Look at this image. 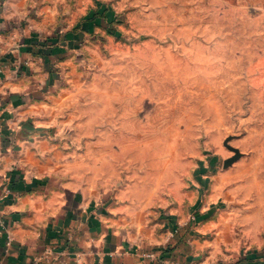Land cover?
I'll use <instances>...</instances> for the list:
<instances>
[{
  "label": "rangeland",
  "instance_id": "374dc122",
  "mask_svg": "<svg viewBox=\"0 0 264 264\" xmlns=\"http://www.w3.org/2000/svg\"><path fill=\"white\" fill-rule=\"evenodd\" d=\"M13 12L64 50L35 103L48 171L138 241L185 237L190 264H264V0H17ZM230 147L241 155L225 167ZM140 183L152 190L136 198Z\"/></svg>",
  "mask_w": 264,
  "mask_h": 264
},
{
  "label": "crops",
  "instance_id": "0c3cea01",
  "mask_svg": "<svg viewBox=\"0 0 264 264\" xmlns=\"http://www.w3.org/2000/svg\"><path fill=\"white\" fill-rule=\"evenodd\" d=\"M16 4L0 0V264H190L185 237L172 248L138 241L82 202L62 170L48 171L35 103L51 92L64 50L28 33ZM140 185L136 198L152 190Z\"/></svg>",
  "mask_w": 264,
  "mask_h": 264
},
{
  "label": "water",
  "instance_id": "95a60500",
  "mask_svg": "<svg viewBox=\"0 0 264 264\" xmlns=\"http://www.w3.org/2000/svg\"><path fill=\"white\" fill-rule=\"evenodd\" d=\"M233 151H235V155H233L232 157H230L229 159H227L226 161H225V167H228L229 165H231L235 160H237L239 157H240V155H241V153H240V151L237 149V148H233V147H230Z\"/></svg>",
  "mask_w": 264,
  "mask_h": 264
},
{
  "label": "built area",
  "instance_id": "2783aa9c",
  "mask_svg": "<svg viewBox=\"0 0 264 264\" xmlns=\"http://www.w3.org/2000/svg\"><path fill=\"white\" fill-rule=\"evenodd\" d=\"M192 219L195 221V219H196V217L195 216H193L192 217ZM179 230H180V227H178V226H176V225H174L173 226V230H172V235H175V234H177L178 232H179Z\"/></svg>",
  "mask_w": 264,
  "mask_h": 264
},
{
  "label": "trees",
  "instance_id": "16d2710c",
  "mask_svg": "<svg viewBox=\"0 0 264 264\" xmlns=\"http://www.w3.org/2000/svg\"><path fill=\"white\" fill-rule=\"evenodd\" d=\"M53 44H54V42L53 41H51ZM53 48V47H52ZM56 48V47H55Z\"/></svg>",
  "mask_w": 264,
  "mask_h": 264
}]
</instances>
